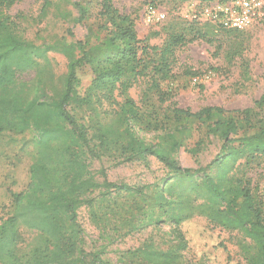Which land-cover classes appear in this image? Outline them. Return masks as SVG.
Wrapping results in <instances>:
<instances>
[{"label": "trees", "instance_id": "obj_1", "mask_svg": "<svg viewBox=\"0 0 264 264\" xmlns=\"http://www.w3.org/2000/svg\"><path fill=\"white\" fill-rule=\"evenodd\" d=\"M22 1L0 0V133L22 134L32 128L38 139L26 190L11 195V213L6 219L0 218V264H109L82 248L78 210L90 204L87 196L96 190L137 199L134 209L145 217L134 229L158 225L162 216H168L176 244L165 251L143 244L133 255L144 264H180L182 252L190 250L182 225L195 216L204 218L211 232L219 229L234 234L244 264H264L261 190L252 187L245 174L236 176L242 161L249 165L264 158V87L252 107L234 111L233 116L225 117L226 111L214 106L195 112L181 109L171 101L170 88L163 92L160 84L172 76L169 58L175 47L183 45V36H170L160 49L149 46L138 38L133 19L121 14L112 0H95L96 27L88 29L83 41L55 42L39 48L22 37L7 15ZM53 1L69 0H44L42 17ZM214 1L231 0H204V4ZM72 6L79 15L76 21L81 23L89 15L88 9L78 3ZM189 22L204 26L208 35L221 29L210 23ZM51 51L66 59V71L58 77L57 87L52 85L51 72L39 69L31 95L19 78L38 68L37 59ZM84 66L94 77L80 95L76 71ZM262 78L264 82V72ZM48 81L51 96L46 95ZM139 84L145 86L135 100L130 90ZM154 92L161 104L170 101L167 109L174 121H199L206 124L208 135L221 141L220 152L208 164L195 169L179 164L176 155L181 144L176 128L155 144L138 137L152 123L157 130L158 122L152 117L145 127L138 126L154 111L149 104ZM69 107L88 112L87 118L79 121ZM115 153L128 161L156 159L173 174L172 182L164 181L150 191V185L108 182L103 172V180L98 182L88 158ZM20 229L35 233L36 240L19 256ZM218 237L216 248L227 253L226 264H241L233 261L223 238ZM197 259L205 261L202 256Z\"/></svg>", "mask_w": 264, "mask_h": 264}, {"label": "rangeland", "instance_id": "obj_2", "mask_svg": "<svg viewBox=\"0 0 264 264\" xmlns=\"http://www.w3.org/2000/svg\"><path fill=\"white\" fill-rule=\"evenodd\" d=\"M43 1L23 0L7 12L22 37L39 48L55 42L83 41L88 29L96 27L93 18L98 10L95 0L53 1L45 17L40 14ZM73 3L89 11L81 23L76 21L79 15ZM204 3V0H112L113 6L121 14L133 19L138 38L149 46L160 49L167 44L170 36H183V45L175 47L169 58L172 76L160 84L163 92L170 88L171 101L177 102L179 108L192 112L214 106L225 110V117L233 116L234 111L252 107L264 87V17L244 31L220 29L208 35L204 26L191 24L183 17L185 12ZM150 8L162 13L164 19L156 21L153 18L148 22ZM37 63L38 68L19 78L28 85L31 95L35 92L36 72L39 69L44 67V72H51L52 85L57 87L58 77L66 71V59L56 52L46 53L45 58L37 59ZM76 77L80 82L77 90L83 95L94 76L89 67L84 66L76 71ZM47 86L46 95L51 96L50 81ZM144 86L139 84L132 88L130 95L137 100ZM150 97V109L154 111L138 126L145 127L152 117L158 122L157 130L153 129L152 123L151 127L138 133L139 138L155 144L163 134L173 132L176 128L175 135L181 144L176 156L179 164L185 168L203 167L220 152L221 141L207 134L206 124L195 120L176 122L167 109L170 101L161 104L155 92ZM68 110L79 121L88 116V112L83 109L69 107ZM37 139L38 133L32 128L22 134L0 133L1 219H6L11 213V195L26 190ZM194 148L195 153H190ZM88 161L98 182L103 180L101 172L108 182L130 186L150 185V191L161 186L164 181L172 182L170 178L173 174L151 157L128 161L115 153L96 159L89 157ZM243 162L244 166H238L236 176L245 174L252 187L257 186L258 191L261 190L264 186V158L255 159L249 165ZM87 198L92 200L90 204L82 205L78 210L85 253L97 254L109 264H144L133 255L143 244H152L163 251L176 244L172 235L173 225L167 215L162 216L158 225L133 228L139 226L140 220L145 217L134 209L137 202L135 197L113 191L105 194L104 190H96L88 194ZM209 228L206 220L199 216L182 225L190 250L182 252L180 264H226L227 253L216 248L218 235L223 238L233 261L244 264L233 239L234 234L219 232V229L211 232ZM19 233L17 254L20 256L30 250L36 234L25 229H20ZM200 256L204 262L197 259Z\"/></svg>", "mask_w": 264, "mask_h": 264}, {"label": "built area", "instance_id": "obj_3", "mask_svg": "<svg viewBox=\"0 0 264 264\" xmlns=\"http://www.w3.org/2000/svg\"><path fill=\"white\" fill-rule=\"evenodd\" d=\"M183 17L188 21L210 23L224 30L244 31L264 17V0L214 1L200 7H193ZM161 21L164 15L149 9L147 21ZM264 202V186L261 188Z\"/></svg>", "mask_w": 264, "mask_h": 264}]
</instances>
